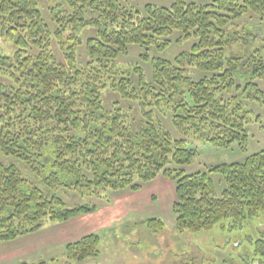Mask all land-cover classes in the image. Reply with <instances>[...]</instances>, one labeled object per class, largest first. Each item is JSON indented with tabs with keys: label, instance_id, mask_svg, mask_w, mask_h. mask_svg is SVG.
Instances as JSON below:
<instances>
[{
	"label": "trees",
	"instance_id": "1",
	"mask_svg": "<svg viewBox=\"0 0 264 264\" xmlns=\"http://www.w3.org/2000/svg\"><path fill=\"white\" fill-rule=\"evenodd\" d=\"M201 1L148 4L139 11L119 0H65L69 8L55 12L53 34L40 0H0V37L16 47L12 56L0 49V75L12 81H0V153L15 158H0V243L34 233L47 221L65 222L96 209L68 207L56 193L62 186L100 196L138 190L162 175L175 185L172 210L182 233L210 229L227 217L242 223L264 212V148L204 172L180 168L197 154L190 144H236L247 151L249 102L264 104L258 82L264 81V45L253 37V27L242 37L230 32L247 16L264 18V0ZM89 26L97 32L86 38L83 64L81 37L74 31L65 38L64 32ZM175 33L197 42L173 61L154 59L150 80L140 64L119 68L118 57L133 44L166 48ZM53 35L63 60L52 47ZM237 43L239 50H231ZM185 66L211 75L195 80ZM105 87L125 101L139 100L138 114L119 101L106 108ZM161 109L171 113L184 138L165 129L156 112ZM211 173L223 178L222 196ZM145 222L155 231L165 228L160 218ZM100 244L97 233L87 234L65 245L66 258L85 261L99 253Z\"/></svg>",
	"mask_w": 264,
	"mask_h": 264
},
{
	"label": "rangeland",
	"instance_id": "2",
	"mask_svg": "<svg viewBox=\"0 0 264 264\" xmlns=\"http://www.w3.org/2000/svg\"><path fill=\"white\" fill-rule=\"evenodd\" d=\"M119 1L129 9L143 11L148 4L170 6L175 0ZM210 1L212 0H202L200 4ZM40 5L45 21L54 34V30L57 28L53 20L55 12L69 7L65 0H40ZM249 27L254 28L253 37H259L258 45H264V18L256 15L247 16L236 21V24L230 28V32L237 31L236 35L242 37L243 32ZM74 31L82 39V43H78V58L79 62L85 64L88 61L86 38L95 35L97 28L93 26L80 29L68 27L64 32V37L67 38L74 34ZM180 37V33L169 36L168 39L171 43L166 48L153 46L147 50L133 44L127 54L118 57L117 64L123 70L140 64L150 80L154 59L173 61L178 55L190 52L192 46L197 42L194 37L190 39ZM260 39H262L261 42ZM52 47L60 60H63L62 51L54 35ZM238 47V43L234 44L231 50H239ZM0 49L6 55L12 56L16 47L12 40L0 37ZM226 52L230 53L229 50ZM185 67L188 76L195 80L211 75L210 72L201 71L196 66ZM133 79L136 80V77L133 76ZM0 81L6 85L12 84L11 78L6 75H0ZM258 82L264 91V81L258 80ZM119 94V92L105 87L102 90L105 107L109 108L112 102L119 101L125 110L131 111L132 114H138L139 100L125 101ZM249 105L253 110V121L247 124L250 135L247 151H242L236 144L225 149L215 148L206 143L190 144V147L197 150V154L191 163L182 165L180 168H183L186 173L204 172L211 166L244 161L248 155L263 149L264 104L252 101L249 102ZM156 112L165 129L174 138L185 137L174 126L170 112L165 109L156 110ZM0 158L6 162L15 160V158L5 157L1 153ZM210 176L215 182L217 196H222L225 188L222 176L217 173H211ZM56 193L70 208L85 204L96 206L93 212L81 214L68 220L70 222L66 227L87 225L82 229L80 235L97 233L101 237L99 253L82 262H69L66 258L65 246L61 245L62 242L51 244L49 250L42 248V241L57 231L58 229L54 225L60 223L47 221L40 230L16 238L20 239L19 243L24 245L22 253H19L20 249L18 248V250H8L5 247L0 249V256L6 251L16 252L12 259L0 257V264H16L18 260L23 261H19L17 264L20 262L32 264L39 260H45L47 264H264V212L242 223L234 222L232 217H227L207 230L179 232L172 210L176 201L175 185L173 181L162 175L142 184L138 190L128 188L119 191H102L101 195L97 196L62 186L57 189ZM148 218H160L164 221L165 228L156 231L151 229L145 222ZM1 243L0 245H2ZM31 243H36L35 251L30 248L33 245Z\"/></svg>",
	"mask_w": 264,
	"mask_h": 264
},
{
	"label": "crops",
	"instance_id": "3",
	"mask_svg": "<svg viewBox=\"0 0 264 264\" xmlns=\"http://www.w3.org/2000/svg\"><path fill=\"white\" fill-rule=\"evenodd\" d=\"M70 221H65V222H60L57 223L56 225H54L58 230L53 232L52 235H49L47 237V239L43 240L41 243L42 248H46L47 250H49L48 248L50 247L51 244H54L56 242L61 243L62 242V246L66 245L69 242H74L76 240H79L80 238H82V234L80 235L81 231L83 228H85L87 225H74L72 227H66L67 224H69ZM76 237V239H74ZM20 239H16L14 241L8 242V243H1L2 245H0V249H3V247L8 248V250H15V249H20L19 253H22L23 246L21 243ZM33 244V243H31ZM30 244V245H31ZM30 248H33V250L35 251L36 249V243H34L32 246H30ZM17 249V250H18ZM16 252L14 251H10V252H4L3 255H1V258L4 259H12L15 256ZM19 261H23V260H18L16 261L17 263ZM16 263V264H17Z\"/></svg>",
	"mask_w": 264,
	"mask_h": 264
}]
</instances>
